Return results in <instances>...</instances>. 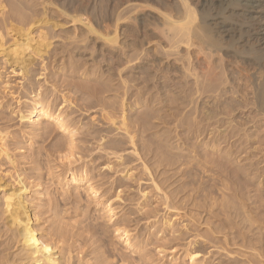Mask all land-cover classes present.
I'll use <instances>...</instances> for the list:
<instances>
[{"label": "rangeland", "instance_id": "rangeland-1", "mask_svg": "<svg viewBox=\"0 0 264 264\" xmlns=\"http://www.w3.org/2000/svg\"><path fill=\"white\" fill-rule=\"evenodd\" d=\"M77 1L68 0L66 7L57 9L72 12ZM146 3L148 6L138 13L145 19L146 27L129 23L126 42L127 58H133L130 63L124 59L126 50L115 47L114 59L107 58L110 53L106 49L110 46H103L94 34L92 40L87 38L85 42L81 38L66 39L67 29H85L81 23H66L64 32L36 23L31 27L33 40L28 45L23 30L28 26L18 21L24 12L20 10V17L16 16L18 29L0 30V249L4 250L5 244L12 245L6 251L10 252L11 263L6 264H20L15 261L17 255L30 252L25 236L22 237V225H28L37 247L45 250L53 264H65L69 259L71 264H96L94 251L101 260L107 259V264H264V258L257 256L259 247L255 250L246 241L252 239L256 243L260 233H264V114L255 105L253 89L248 88L251 77L261 78L264 74L262 65L254 59L259 45L250 40L239 47L237 38L220 37L218 41L213 33L212 39L218 41L219 48H207L202 43L197 54L196 47L179 42L175 29L162 27V32L154 33L152 23L161 22L160 12L179 14V2ZM39 5L36 9L42 10ZM218 5L216 2L213 12L227 15L229 9ZM109 7L108 0L90 3L87 16L94 26L111 24ZM43 29L51 38L49 53L30 59ZM15 47H19L20 57L16 61L12 54ZM141 57L151 61L140 64ZM188 57L191 62L194 59L203 64L197 69L200 80L208 74V63L213 76L220 71L219 91L211 93L207 100L222 96L224 105L231 102L238 107L219 116L224 127L234 126L241 134L242 140L236 144L239 150L232 145L237 137L221 147L214 146L215 149L209 145L216 140L212 134L199 139L180 138L179 133H187L180 126L175 127L181 116L168 125L160 121L162 115L176 113L178 107L187 104L172 101L183 96L180 92L185 79L189 85L194 84L195 77L183 69L189 64ZM22 66L28 68L25 75ZM147 66L151 69L148 79H133L145 76L140 72ZM160 68L170 70V77L161 74ZM99 72L100 77L96 78L94 75ZM88 73L90 78L118 90L93 94L94 83L85 81ZM154 75H159V84L154 85ZM239 90L246 93L247 106ZM39 92L48 100L52 112H62L73 129V156L63 157L65 150L62 154L53 151L59 141L66 147L70 145V135L53 122H48L50 133L44 137L41 134L45 128L29 133L27 113L33 107L29 100ZM123 99L127 103L126 114L132 119L131 131L136 133L134 143L104 116L106 112L114 113L119 120ZM101 100L110 106L104 107ZM222 108L223 105L216 107L218 111ZM148 116L150 123L143 125ZM49 124L46 121L45 125ZM232 151V155H227ZM175 156L176 165L170 161L177 159ZM214 160L225 161L227 171L213 168ZM252 163L255 170L246 171ZM74 169L87 173L85 181L77 186L71 184L70 171ZM89 185L97 190L96 197L89 192ZM11 193L21 195L20 225L13 224L5 213L6 197ZM116 227L129 230L131 246H126L125 239L115 232ZM195 252L199 256L193 261L191 254Z\"/></svg>", "mask_w": 264, "mask_h": 264}, {"label": "bare ground", "instance_id": "bare-ground-1", "mask_svg": "<svg viewBox=\"0 0 264 264\" xmlns=\"http://www.w3.org/2000/svg\"><path fill=\"white\" fill-rule=\"evenodd\" d=\"M31 1L32 0H0V30L5 29L8 32H11V31H15L16 29H18V25L16 23V20H17L16 16L20 17L19 16L20 14L17 11L21 10L20 11L21 13L22 11H24L21 15V18H19L20 20L18 21L23 26H28V28H23V30L25 31V35L28 37L27 38L28 45H30V42L33 40V38L30 37L31 27L36 23H41L42 25H48V27L51 28L52 30H55L56 28H60V31L62 32L65 31L63 27L66 23H73V24L81 23L83 25V28L85 29H80L79 27L77 28L76 25H74L76 28H74L73 31L72 30L67 31L68 29L66 30L67 35L65 36V38L69 40L71 39L78 40V38H81V41L85 42L87 38L92 40L94 37L91 36V34H94L96 35V38L102 40L103 46H110V48L108 49H106L105 47V49L108 50L110 53V56L108 54L107 58L114 59L115 55L113 54L112 48L115 47L118 49L126 50V52L123 53L125 55L124 59L126 60L127 63H130L133 60V58H130V59L127 58L128 57L127 47H129V44L128 42H126L127 41L126 38L129 37L128 35L129 30H130L129 23L131 22L135 23L137 25V28L146 27L145 19L142 16H139L138 13L140 11H143L148 6V4L146 3L147 0H115V1L108 0L110 2V7H109L110 12L108 13L109 14L108 19L111 21V24L104 25V26H101L98 24L94 26V24L91 22V19L88 18L87 16L90 10V3L93 0H78L77 1L78 6L75 9L71 10L72 12H68V10L66 9L64 10L57 9V7L59 8L60 6L66 7V3L68 2V0H64V1L63 0H39L38 1L39 3L37 4L35 2L31 3ZM177 1L180 4L181 12L179 14H174L172 12H160L161 15L159 16L161 18V22L152 23L154 26L155 34L156 33L158 34V32H162V27H168L170 30L175 29L176 32L174 36L179 37V42L184 43L189 47H192V46L196 47L197 50L195 51L197 52V54H199L198 52H199V49H201L202 43H205L207 48L213 47V48L218 49L219 48L218 41L220 37L221 38L222 37L237 38L239 47H242L246 45L248 42H251L253 40V43H256L259 45V50L257 49L258 52L255 54L254 59L256 62L262 65V70H264V0H177ZM216 2L219 3L218 7L221 6V4H223L225 6V9H229L227 15L218 16L219 14L223 12L221 13L220 11L216 13L213 12V10H216L214 7L216 6ZM18 4L20 5L19 6L20 8L18 7ZM39 4L42 6L41 7L42 10L36 9V7ZM198 6H200V8ZM25 11H28V13ZM52 12H55L57 16L53 15ZM22 25H19V28L22 27ZM213 33H216V36L218 37L216 39L218 41L212 39ZM40 39L41 40L39 42H36V45L33 48V55L29 56L30 59H32L35 56H39L41 58L45 54L49 53L48 50L52 46V42H51V38L47 36V33L44 31V29L41 31ZM102 45H101V48L104 49ZM2 46H3V37L0 34V51L3 50ZM85 48H87V46ZM238 49L239 48H236V50ZM12 52H13L12 54L16 56L14 58V61H16L15 59L19 60L20 59L19 54H18L19 47L13 48ZM146 55H148V52H146ZM188 59H189L188 66L184 65L183 69L185 71V74H187L188 76L191 75L195 77L194 84L193 86L189 85L190 83L188 79H185V81H183L184 87L180 92V94L181 95L183 94V96L180 98L177 97V99L172 101L174 102V101L180 100L181 101L180 103H187V104L183 107L181 106V109L178 107V110L176 112L177 114L174 112V113H171V115L165 114L164 115L165 117L162 115L159 118L160 121H162L163 124L168 125V124H171L172 122L175 123L174 121L178 119L176 116H181L179 118L180 123L178 125H175V127L177 128V126H180L181 128H183L182 130L187 131V133L186 134L179 133L180 138L188 139L190 137H196L197 139H199L202 136H204L205 138V136L212 134L216 140L213 141V143H210L209 145H210V148L212 147L213 149L214 146L221 147L223 143L228 142L229 140L237 137L236 141L233 142L232 145H235L237 149L239 150L238 148L239 145H236V144H239L238 141L242 140L241 134H239L238 132L234 130L233 128L234 126H230L232 127L231 129H229V127H224L225 122L219 116L221 114L228 115L231 112L235 111V109L237 110L238 107L236 108L235 105L231 102L226 103V105H224L225 103L222 101V96H220L221 98L218 97L219 99L215 101L207 100L212 96L211 93L214 94L215 92L219 91L218 90L219 85H220L219 80L220 78H222V76L219 77L220 71L218 73H215V75L213 76L212 75L213 71L211 72L212 70L211 64L208 63L207 64L208 70L207 72H205L208 74L203 75L202 76L203 79L200 80L197 69L200 66L202 67L203 64L198 61L194 62V59H192V62H191L189 57ZM145 60H148V58L141 57L140 64H143ZM117 61L119 62L120 58H118ZM148 61H151V60H148ZM21 69L23 71V75L28 73V68H26L25 66H22ZM117 69L119 70V68ZM150 70L151 69L148 66L142 67L140 73L145 76H139V77L133 76L134 78L133 77L132 78L136 80L143 79V78L148 79L150 77L149 75L151 74ZM160 72L161 74L162 72H164L166 75H168L166 77H170L169 76L170 70L165 72L162 68H160ZM110 73L109 75L111 76L114 75ZM86 75H87V78L85 79V81H87V83L89 82L94 83L92 84V86H95V88L92 91V93L95 95L96 94L101 95V94H105L106 92H112L114 90H118V89L113 88L110 85L105 86L104 82L98 79L90 78L91 73H88ZM159 75L152 76V80L154 79V85L160 83L159 81L160 78H158ZM94 76L96 78L100 77V72L98 75H94ZM165 86H167L170 91H174V88H171L170 85L166 84ZM248 88L253 89L254 92L252 93L255 96V101H256L255 105H257L258 107L257 109L262 111L264 114V74L261 78L251 77V82L248 85ZM239 92L240 93L242 92L241 93L242 95L240 93L239 94L241 95L242 100L246 101L245 105L247 106L249 104L248 103L249 101H248L247 95H245L246 93L244 92V90H239ZM125 94L126 93H124V95ZM199 100L201 101L199 102ZM101 101H102L101 104L104 107L110 106V104L106 102L105 100L104 101L101 100ZM124 101L125 100L123 99L121 102V115L119 117V120H117L118 118L115 117L114 113L106 112L104 116H105V119L108 122H110L112 125L116 126L118 130H122L126 132L131 142L134 143V138L136 136V133H132L131 131L132 119H130L128 115L126 114L127 103ZM238 101L239 103L241 102L240 100ZM211 102H213L212 106H210ZM29 103L33 104L32 109L27 113V117L30 121L29 133L36 132L37 129L42 130L45 128L46 130L45 133L41 134V137H44V134L50 133V131L48 130H50L49 126L51 125L48 122L49 121L51 123L53 122L54 125H57L58 128L63 129L65 132H67L70 135V145L68 144V146L66 147L59 141L53 146V151L55 153L62 154L63 151L65 150L67 153L63 157L68 158L70 156H73L72 154L73 152L72 151L73 129L71 130V126L68 124V121H66L65 118H63L62 112L53 113L51 110L52 108L48 103V100L41 97L40 92L35 93L33 96V99L29 100ZM180 103L177 104L176 106H179ZM190 105H193V106L191 107ZM222 105H223V108L218 111L216 107L221 108ZM189 106L190 108L188 109ZM128 107L130 109L133 108V106H130V105ZM168 116L170 118H168ZM140 117L142 118V116ZM150 118L151 117L148 116L146 119H144L143 125L145 123H150L149 121H147ZM46 121H47V124L49 125H45ZM242 124L245 125V123H242ZM243 125L239 127L237 126V127L240 128ZM74 128L76 129V127ZM74 134L75 133H73V135ZM217 138L219 139L217 140ZM166 140H168V136H166ZM168 141L171 143V140H168ZM51 153H52V150H51ZM168 153L169 152H167V154ZM232 154H233V151L227 155H232ZM171 157L173 158L174 156H171ZM224 159L228 160L227 157H224ZM215 160L212 161L213 168L215 166L218 168V171H222V173L223 172L225 173V171H227L226 169L228 168V166L225 164V161H223L224 163H222L219 161L217 162ZM170 161L172 162V164L176 165V162H178V158L171 159ZM167 162H168V159H167ZM254 168H255L254 164L252 163L250 164L248 168H245V170L247 169V170L254 171L255 170ZM262 168L264 171V166ZM236 172L237 171H235V173ZM86 175L87 173L83 174V172L75 171V169L71 170L70 171L71 184L73 186L79 185V183L85 181ZM230 177H232L231 174H230ZM158 187L159 186H157V189H159ZM88 190L89 192L92 191L93 195L95 194V197H96L97 190L95 191V189L93 188V185H89ZM238 194L239 193H237L236 195ZM164 196L166 199L169 198L167 194ZM259 198L261 197L259 196ZM20 203H21L20 194L11 193L10 195L6 197L5 213L8 214V218H10L13 224H19V225L21 224L20 222L21 220L19 217ZM111 211L112 210L110 209L109 219L113 218L111 215L112 213ZM22 228H23V231H21L22 237L25 236L24 240H26L27 245L30 246L29 247L30 252L25 250L23 254H18L15 261L19 262L20 264H53L54 260L47 257V253H45V250L37 247V244L34 241L32 234H30L31 231L29 230L28 225L26 226L22 225ZM115 232L119 235V237L125 239L126 246H131V243L129 241L131 239L130 238L131 233L126 227H116ZM260 234H261V237L256 239L257 240L256 243L252 239H246V241H248V243L252 245L251 246L252 248L258 246L260 250H258L257 256L264 258V233L262 232ZM244 238H246V235L244 236ZM10 244L9 246H12ZM1 245H3V243ZM5 246H4L5 247L4 250L0 249V264L11 263V258L9 256L10 252L8 253L6 252L8 249H11V248H9V246L7 247L6 244ZM93 253H94V258L96 259V264L97 263L107 264L106 262L107 259L101 260L100 259L101 257L98 255L97 251H94ZM198 256H199L198 252L191 254V258L193 261ZM58 260L60 261L59 258ZM65 264H71V260L70 259L67 260Z\"/></svg>", "mask_w": 264, "mask_h": 264}]
</instances>
